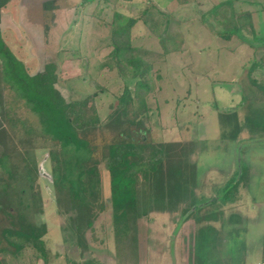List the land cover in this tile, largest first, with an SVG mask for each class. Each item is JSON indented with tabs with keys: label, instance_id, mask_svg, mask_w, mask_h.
Wrapping results in <instances>:
<instances>
[{
	"label": "rangeland",
	"instance_id": "rangeland-1",
	"mask_svg": "<svg viewBox=\"0 0 264 264\" xmlns=\"http://www.w3.org/2000/svg\"><path fill=\"white\" fill-rule=\"evenodd\" d=\"M45 1L6 6L3 12L11 21L3 39L10 51L30 74L40 69L39 61L54 62L58 87L71 101L98 92L97 115L104 118L123 84L133 88L134 83L101 67L109 62L112 16L135 20L131 45L148 51L146 63L152 66L143 75L152 88L146 98L150 115L141 120L151 129L147 139L166 141V152L158 173L141 185L138 261L123 263L114 257L109 209L84 241L70 235L65 216L57 214L60 196L49 176L48 155L57 148L42 136L36 117L21 111L23 103L11 92L3 94L0 248L6 245L4 229L18 228L44 238L46 264H69L75 258L79 264L88 259L91 264H263L264 138L257 135L264 134V92L250 83L247 69L258 58L252 45L259 46L264 37V0H51L58 7L53 13L43 12ZM146 8L156 24L143 23ZM246 13L255 34L248 32ZM238 21L245 29L227 40L220 37ZM111 135L96 129L86 136L100 167ZM244 156L251 183L233 199H221ZM85 247L90 251H82ZM29 260L24 257L22 264Z\"/></svg>",
	"mask_w": 264,
	"mask_h": 264
},
{
	"label": "trees",
	"instance_id": "trees-1",
	"mask_svg": "<svg viewBox=\"0 0 264 264\" xmlns=\"http://www.w3.org/2000/svg\"><path fill=\"white\" fill-rule=\"evenodd\" d=\"M14 1L17 0H0V88L6 94L11 92L15 99L23 103L24 109L36 117L47 143L49 141L57 148V152H50L48 155L52 169V173H49L51 185L56 186L60 196L56 197L57 214L65 216L64 220L71 228L68 230L70 235L84 241L87 231L93 233L95 220L109 209L115 259L123 263H137L138 220L142 216L141 200L144 196L141 185L158 173L167 143L161 138L156 141L148 140L146 134L151 129L144 128L145 122L141 120L150 115L151 109L147 106L146 98L152 88L143 75L152 66L146 63L148 51L131 45L130 31L135 20L117 13L112 16L107 45L109 52L106 55L109 62L101 67L110 71L115 69L116 75L122 78L129 76L134 83L133 88L123 84L121 94L109 105L107 115L100 118L95 106L98 92L89 94L84 99L71 101L58 87L59 77L54 62L45 61L38 71L30 74L26 65L7 47L3 32L8 26L9 16H5L3 11ZM172 2L184 4L186 0ZM41 7L43 12L51 13L58 8L51 0L45 1ZM148 11L146 8L142 12L143 23L156 24ZM244 16L248 21V32L255 34L250 14L246 13ZM165 17L168 18V15ZM164 23L162 33L166 34L169 21L165 20ZM43 28L44 32H48V27ZM232 29L220 37L230 39L235 32L245 29L244 21L236 22ZM160 36L162 35H159V39ZM262 39L259 46L252 45L254 55H258V58L253 57L249 63L247 76L253 86L264 92V37ZM2 102L3 96L0 94V106ZM96 129L109 130L113 137L104 145L105 154L100 160L103 162L102 167L98 160L93 159L94 147L86 139L87 134ZM257 137L260 140L264 138V134ZM247 160L249 158L244 156L235 163V170L225 182L221 199H233L239 188L249 186L253 176ZM189 210H184V213ZM40 237L18 228L14 231L4 229L1 240L6 245L0 248V264H22L23 258L27 256L29 264H35L38 260H43L46 264L47 254ZM28 250L32 252L27 253ZM91 262L94 263L88 260L82 264ZM261 262L264 264V213Z\"/></svg>",
	"mask_w": 264,
	"mask_h": 264
},
{
	"label": "crops",
	"instance_id": "crops-1",
	"mask_svg": "<svg viewBox=\"0 0 264 264\" xmlns=\"http://www.w3.org/2000/svg\"><path fill=\"white\" fill-rule=\"evenodd\" d=\"M10 19H11V17L8 18L9 21H11ZM10 24H11V22H10ZM13 26H15V25H13ZM7 28H8V26H7ZM18 28H19V27H18ZM10 29L13 30V31H15L16 34L19 32V29L16 30V29H14V27H11V26H10ZM24 29H25V28H24ZM20 38H21V36H20ZM22 39H23V38H22ZM26 44H27V43H26ZM28 46H29V45H28ZM29 47H30V46H29ZM141 48H142V47H141ZM43 60H44V59H43ZM43 62H45V60L42 61V62L39 61V64H43ZM23 63H24V62H23ZM0 87H1V86H0ZM0 94H1L2 96H3V94L6 95V91H2V88H0ZM1 108H2V106H1ZM20 110H21V109H20ZM21 111H22V112L24 111V107L22 108ZM19 112H20V111H19ZM2 113H3V111H1V109H0V127H1V128H2L4 125H6V124H5V117H3V114H2ZM21 114H22V113L20 112V114L17 115L18 119H23L22 116H21ZM40 238H41V240L43 241L44 238H43L42 236H41ZM42 238H43V239H42ZM43 244H44V243H43ZM45 247H46V246H45V244H44V249H45V251H46V248H45ZM85 248H86V249H85ZM85 248H84L85 250L82 249V251H85V252H86V251H90V250H88L89 247H88V248L85 247ZM72 251L74 252V250H72ZM82 251H81V252H82ZM46 254L48 255V251H46ZM77 254H78V252H77ZM77 254H76V256H82V255H80V254H78V255H77ZM79 260H80V259L75 258V259H73V260L71 259L70 262H72V263H74V264H79V263H80ZM88 260H89V259H88ZM86 261H87V260H86ZM40 262H41V264H44L43 260H38L36 263H37V264H40ZM84 262H85V260H84Z\"/></svg>",
	"mask_w": 264,
	"mask_h": 264
}]
</instances>
